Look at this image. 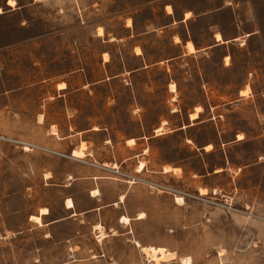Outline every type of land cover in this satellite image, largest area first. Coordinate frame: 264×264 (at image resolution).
<instances>
[{
	"label": "rangeland",
	"instance_id": "374dc122",
	"mask_svg": "<svg viewBox=\"0 0 264 264\" xmlns=\"http://www.w3.org/2000/svg\"><path fill=\"white\" fill-rule=\"evenodd\" d=\"M2 9L0 264H153L127 235L98 241L95 212L67 219L68 197L77 209L93 203L96 173L105 200L129 187V213L146 212L132 221L136 238L173 251L155 264H264V0H16ZM255 21L261 32L248 37ZM217 31L239 39L215 45ZM76 148L86 155L74 157ZM44 206L50 213L32 220ZM106 208L101 220L121 231L124 207Z\"/></svg>",
	"mask_w": 264,
	"mask_h": 264
},
{
	"label": "crops",
	"instance_id": "0c3cea01",
	"mask_svg": "<svg viewBox=\"0 0 264 264\" xmlns=\"http://www.w3.org/2000/svg\"><path fill=\"white\" fill-rule=\"evenodd\" d=\"M8 2H7V0H5V4H1L0 5V9L2 10L0 13H2L3 12V9L2 8H5V5L7 4ZM15 3H16V0H15V2H14V4H9L8 3V5H10V6H12V7H14V5H15ZM171 6V5H170ZM172 7V6H171ZM188 12V11H187ZM186 12V13H187ZM169 13H172V12H169ZM253 15V14H252ZM186 18H188V17H186ZM175 20H183V17H175ZM261 32V29H260V26H259V24L255 21V24H254V27H253V29H251L250 31H247L246 33H247V36L248 37H252V36H254V35H258L259 33ZM222 36H223V34H222ZM181 38V37H180ZM182 38L184 39V37L182 36ZM215 39L217 40V38H216V36H215ZM223 39H224V41H219V40H217V43L215 44V45H221V44H225V43H228V42H230V41H233V40H235V39H239V37H236V36H234V37H228V38H225L224 36H223ZM181 41V40H180ZM180 41H178V42H180ZM188 39H186L185 40V43L183 44L184 45V47L187 49V43H188ZM194 44V43H193ZM195 46V45H194ZM186 49H185V52H186ZM195 49H196V47H195ZM188 50V49H187ZM189 51V50H188ZM195 51H197V49L195 50ZM194 51V52H195ZM108 53H111V52H109V51H107ZM141 52V51H140ZM105 53V52H104ZM54 125H56V124H54ZM57 126V125H56ZM58 128V127H57ZM95 128H97V127H95ZM54 133V132H53ZM56 133H58V131L56 132ZM56 133H54V134H56ZM132 139V138H131ZM130 140V139H129ZM135 140V139H134ZM135 142V141H134ZM78 149H81V150H83L82 148H78ZM75 150H77V148L76 149H73V151H72V155L74 156V157H78V158H82V157H84L86 154H85V152H84V150H83V152H84V155L83 156H77L76 154H75ZM134 155H138L137 153H134ZM134 155H131V156H129L128 158H131L132 156H134ZM93 165H95V166H97L96 167V169H98V171H101V172H104L105 170H111V171H118V170H116V168H115V165L114 166H108L107 165V163H103V164H101V165H98V164H96V163H93V162H91ZM141 164V163H140ZM139 164V165H140ZM139 165H138V167H139ZM118 167V166H117ZM137 167V170L138 171H142L143 169H144V167H145V164L143 165V167L142 168H138ZM165 171V170H164ZM170 171V170H169ZM91 177H93L94 179H95V181H94V183L92 184V187L89 189V196H90V200L93 202L91 205H89L88 207H85V208H81V209H77L76 208V203H75V201L72 199V197H68L67 198V201L69 200V199H71L72 201H73V207H69L68 206V204H67V201H66V210H67V219L68 218H73V219H78V217H80L81 219V221H83V218H84V215L85 214H87V215H89L91 212H95L97 215H98V218L94 221V223H93V233H94V235H95V237H96V239L98 240V241H102V240H104V239H106L109 235H113V236H118V235H123V236H126L127 235V239H128V241H130V243L132 244V245H135V246H138V247H140L141 248V251L145 254V252H144V250H143V248L144 247H151V246H154V245H152V244H144V243H142L141 242V240L140 239H137L136 238V236H135V234H134V229H133V227H132V221L135 219V218H137V219H144L145 217H146V212L145 211H141V212H139L138 213V216H135V215H132V214H130L129 213V211H128V208H127V206H126V199H127V197H128V191H129V187H125V188H123L122 190H120L119 191V193H118V195H117V197H115V198H113V199H111V200H105L104 198H105V196L104 195H101V185H102V180H100V179H102L103 178V175H101L100 173H96V174H91ZM127 181V186H130V184H129V182H134V180L133 179H128V180H126ZM201 188H204V187H201ZM206 188V187H205ZM121 189V188H120ZM93 192H96L97 193V195H95V196H93L92 195V193ZM108 206H116V207H118V208H120V209H123V207H124V209L125 210H122L120 213H119V215H118V219H117V223H118V225H119V227H121L122 229H121V231L119 230V229H117V228H115V227H113V226H108V227H106V225L103 223V221L101 220V216H102V213H104L105 211H106V207H108ZM44 207H46V206H44ZM50 213V211H48L47 213H41L40 215H41V219H42V215L43 214H49ZM141 213H143L144 215H143V217H141ZM35 215H37V214H35ZM124 217H127L128 218V220L126 221L125 219H124ZM77 232H79L78 230H77ZM132 234V235H131ZM156 247H159V246H156ZM160 247H163V246H160ZM81 248V245H79V244H73V245H71L70 246V249L72 250H75V251H78L79 249ZM165 248V247H164ZM166 250H168V249H166ZM169 251V250H168ZM170 252H172L173 253V251H170ZM146 255V254H145ZM146 257V261H148V263H153V264H155L154 262H153V260H150V259H148V257H147V255L145 256ZM172 261V260H171ZM168 262H170V261H168ZM162 263H164V262H161V263H159V264H162Z\"/></svg>",
	"mask_w": 264,
	"mask_h": 264
},
{
	"label": "bare ground",
	"instance_id": "6f19581e",
	"mask_svg": "<svg viewBox=\"0 0 264 264\" xmlns=\"http://www.w3.org/2000/svg\"><path fill=\"white\" fill-rule=\"evenodd\" d=\"M13 4H14V3H13ZM1 11H2V10L0 9V12H1ZM168 12H170V11H168ZM171 12H172V11H171ZM188 13H190V12H187V13H186V17L189 16ZM99 30H100L99 33L102 34V33H103V29L100 27ZM215 36H216L217 40H219V41H224L221 32L217 31V32L215 33ZM175 40L178 42V41H180V38H179L178 36H176V37H175ZM189 45H191V47H189ZM187 49H188L190 52H194V51L196 50V49H195V46H194V44H193L192 41H188V43H187ZM104 56H106V57H105L106 60L109 59V58H108V55H107L106 52L104 53ZM227 58H228V56H227ZM61 84H64V85H65V83H60V84H59V88H61V87H60ZM65 87H66V85H65ZM65 87H64V88H65ZM171 87L175 90V89H176V84H175V83H172V84H171ZM246 91H247L246 89H243V90L241 91V94H245ZM200 109H201V106H198V107H197V110L191 113V117H192V118H197ZM57 131H58L57 126H56V125H53V127H52V132L56 133ZM241 136H242V135L239 134L238 138L241 139ZM129 141H134V139H130ZM210 145H211V144H210ZM77 153H82V155H79V156H83V155H84V152H83V150H81V149H77V150H75V154H76V155H77ZM77 156H78V155H77ZM142 166H143V164L140 166V168H141ZM166 169L169 170L170 167L167 166ZM175 170H177V168H176ZM206 191H207L206 189H202V192H203V193H205ZM178 200L180 201V200H182V198H178ZM45 208H47V207H43V208L41 209V213H45V212L43 211V209H45ZM47 209H48V208H47ZM32 217H36L35 221H37V222H41V215H34V214H32V215H31V219H32ZM124 219H125L126 221L128 220L127 217H124ZM32 220H34V219H32ZM144 249H145L144 252L147 254V256L149 257L148 259H150V260H155V261H157V262H158V261L168 262V261H171V260H173V259L175 258L174 253H172V252H170V251H167V250H166L165 248H163V247H157V248H154V247H144ZM183 264H192L191 259H190L189 257H188V258H183Z\"/></svg>",
	"mask_w": 264,
	"mask_h": 264
},
{
	"label": "snow or ice",
	"instance_id": "6c2138e0",
	"mask_svg": "<svg viewBox=\"0 0 264 264\" xmlns=\"http://www.w3.org/2000/svg\"><path fill=\"white\" fill-rule=\"evenodd\" d=\"M7 2H8L9 4H13V3L15 2V0H7ZM168 10L171 12V11H172V8L169 7ZM188 15L191 16V13H188ZM128 23H129V25H131V24H132V21L129 20ZM189 47H191V45H189ZM139 51H140V49H137V52H139ZM60 87H61V88H64L65 85H64V84H61ZM241 139H243V136H241ZM129 143H134V141H130ZM208 147L211 148L212 145H208ZM77 155H78V156H79V155H82V153H77ZM166 170H167V169H166ZM92 195L95 196V195H97V193H96V192H93ZM181 203H183V201H181ZM67 204H68V206H69L70 208L73 207V201H72L71 199H69V200L67 201ZM43 211H44L45 213H47L49 210H48L47 208H45V209H43ZM143 215H144V214L141 213V217H143ZM32 219L35 220L36 217H32Z\"/></svg>",
	"mask_w": 264,
	"mask_h": 264
}]
</instances>
